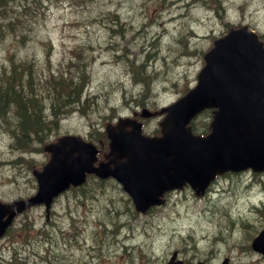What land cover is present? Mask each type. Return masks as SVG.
<instances>
[{"label":"rangeland","instance_id":"obj_1","mask_svg":"<svg viewBox=\"0 0 264 264\" xmlns=\"http://www.w3.org/2000/svg\"><path fill=\"white\" fill-rule=\"evenodd\" d=\"M169 1L46 0L43 8L32 11L43 26L36 25L31 41L23 46L11 40L0 45V64L13 51L34 57L37 68L43 66L46 53L53 68L67 66L76 55L90 56L93 62L83 114L77 113V107L66 111L45 143L25 148L14 139V124L0 122L2 201L35 193L32 172L49 161L44 146L64 134L87 137L134 112L146 134L157 133L163 118L159 111L197 84L204 54L230 28L247 25L264 40V0H199L182 12H171ZM17 3L10 0L12 5ZM180 36L185 41H178ZM118 54L136 58L132 66L150 61L148 70L156 73L146 88L134 81L125 62L115 58ZM12 72L8 67L6 73ZM144 109L155 114L141 117ZM211 119L209 112L196 118L198 131ZM11 120L5 114L3 122ZM261 177L264 181V176L252 174L221 177L203 198L188 190L172 193L164 206L144 216L135 214L117 186L108 184L103 192L92 183V199L80 201L68 192L54 203L48 221L43 207L19 218L0 240V260L3 256L7 264H167L177 250L180 258L190 262L221 264L228 257L229 264H264V258L250 248L252 238L264 227V210L256 212L264 209L256 208L264 204ZM78 230L81 235L75 240ZM28 239L30 246H25ZM189 239L194 247L188 245Z\"/></svg>","mask_w":264,"mask_h":264},{"label":"water","instance_id":"obj_2","mask_svg":"<svg viewBox=\"0 0 264 264\" xmlns=\"http://www.w3.org/2000/svg\"><path fill=\"white\" fill-rule=\"evenodd\" d=\"M205 58L196 88L162 110L167 113L160 123L162 136H145L141 123L120 119L116 129L107 126L113 158L98 165L97 147L78 136L65 135L47 145L51 159L42 171H34L36 194L27 201L0 202V237L17 212L40 203L49 211L55 197L83 185L88 174L114 177L133 197L136 209L145 212L164 203L166 191L187 183L203 195L217 174L249 167L264 171V124H259L264 121L262 44L243 27L218 40ZM207 108H215L211 133L196 136L188 124ZM126 125L132 129L125 131ZM253 247L264 253V230ZM170 264L182 263L173 258Z\"/></svg>","mask_w":264,"mask_h":264},{"label":"trees","instance_id":"obj_3","mask_svg":"<svg viewBox=\"0 0 264 264\" xmlns=\"http://www.w3.org/2000/svg\"><path fill=\"white\" fill-rule=\"evenodd\" d=\"M17 5H20L22 10L17 9L16 4H10V0H0V38L3 37V33H16L27 29L25 19L28 18V6L24 3V0H18ZM16 62H11L12 75L6 73L7 66L2 67L0 71V119L3 121L5 114L8 115L11 111H14L10 113L12 120L8 122L14 124L12 131L17 137L19 145L23 144L27 148L28 145L33 143L43 144L46 142L49 131L53 130L56 124H52V121L43 118L42 108L44 109V103L41 102L42 93L32 84L35 72L34 66L31 65L32 62H29V64ZM76 63L71 66L74 67ZM138 67L142 71L140 70L136 74L137 79L147 84L150 79L145 77V65ZM25 74L29 79V84L32 85L30 86L29 94L23 93L21 95L25 87L28 86L24 80L23 75ZM86 82V79L82 76L62 79L61 81L53 78L52 85L46 91L47 97L45 100H49V107L54 116L76 107L81 100H88L86 93H84ZM11 107L13 108L10 109ZM36 114H39V116H36ZM104 185L102 181L97 182L96 188L100 190ZM88 186L89 184L76 190L75 194L79 198L93 197L94 191H90Z\"/></svg>","mask_w":264,"mask_h":264},{"label":"bare ground","instance_id":"obj_4","mask_svg":"<svg viewBox=\"0 0 264 264\" xmlns=\"http://www.w3.org/2000/svg\"><path fill=\"white\" fill-rule=\"evenodd\" d=\"M45 1L46 0H24V3L28 6V11H29V13L27 14L28 18L25 19L27 29L24 31H17L16 33H9V34L3 33L4 34L3 37L0 38V45L7 42L8 40H11L16 45H21V46L26 45L29 41H31L32 40V38H31L32 33H33L34 29L36 28V25L39 24L41 27L43 26L39 22V20L37 21L38 16L36 14L32 13V11H36L37 9H39V7L43 8ZM86 1H88V0H86ZM198 1L199 0H170L168 2V4H169L168 8L171 12L181 11V10L182 11L183 10L189 11L190 8H192L193 5H195V3H197ZM184 6H186V7H184ZM16 8L19 10H22V7L20 5H16ZM181 15H183V14H181ZM183 25H185V24H183ZM108 29H114V28H112V26H110ZM189 30L192 32L193 28H190ZM191 36L194 37L195 35H191ZM185 39H182V37L180 36L178 38V41H185ZM187 39L189 40V38H187ZM8 53H9V55H8L7 60H4V62L2 64H0V71H1V68L4 66L10 67L12 65L11 62H14V61H17L16 63L26 62L28 64H29V62H32L31 65L34 66V71H35L32 84L35 85L37 87V89L42 93L41 102L44 103V109L42 108L43 118L47 119V120L49 119L50 121H52V124H59V122L62 120V118L66 114V112L62 113V114L60 112L56 116H54V114L51 111V108L49 107V103H48L49 100L48 99L45 100V98L47 97L46 91L52 85L53 78L57 79V81L58 80L61 81L62 79H69L72 77H81L82 76L87 81L85 84L84 93H86V91H87V88H88V85L90 82L91 68L93 66L92 58L90 56L88 59H85V58L81 59L80 57H78V55H76L75 57H71L69 59L67 66L65 65L62 67L60 65L59 67L53 68L50 53H46V55L43 58V62L41 63V64H43V66L40 68H37L38 62L34 59V57L29 58L28 56H22L19 54V52H16V51L8 52ZM115 58H118V60L119 61L121 60L123 63L125 62L126 65L128 66V68L130 69V73H131L134 81L141 82L142 84H144V86L146 88L148 83L145 84L144 82L139 81L136 77V74L139 73L140 70L142 71V69H139L138 66H132L130 64L136 58L129 56V54H127L125 56L124 55L120 56V54H118ZM149 62L150 61H145L142 64V65H145L144 73H145V77H147V79L148 78L151 79L152 77H155V73H156L155 71L148 70L149 69V66H148ZM73 63H76V65L74 67L71 66ZM25 70H27V68H25ZM23 76H24V80L26 81V85H28V86L25 87V90L22 91L21 95L23 93H25L27 95L30 93V86L32 84H29V79H28L26 74ZM83 102H88V101H82L81 100L80 103H77V105H78V106H76L77 107L76 108L77 113L83 114L82 113L83 112V105H82ZM12 108L13 107H11L10 109H12ZM11 112H14V111H11ZM10 113H9V115H11ZM11 118H12V116H11ZM0 122H1V124H10L9 122H3L2 119H0ZM99 132L101 133L102 131L100 130ZM220 198L215 199V201H218ZM256 208H259V207L256 206ZM230 221H233V219Z\"/></svg>","mask_w":264,"mask_h":264}]
</instances>
